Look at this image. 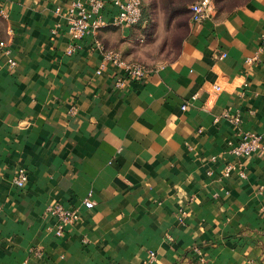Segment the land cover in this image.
<instances>
[{"label": "crops", "instance_id": "crops-1", "mask_svg": "<svg viewBox=\"0 0 264 264\" xmlns=\"http://www.w3.org/2000/svg\"><path fill=\"white\" fill-rule=\"evenodd\" d=\"M73 1L0 0L16 61L0 50V264H264V0L202 23L188 11L167 60L141 21L112 22L111 0L107 23L72 41ZM95 39L148 75L115 87ZM246 131L261 148L238 158L229 142ZM55 203L79 208L61 236Z\"/></svg>", "mask_w": 264, "mask_h": 264}, {"label": "built area", "instance_id": "built-area-1", "mask_svg": "<svg viewBox=\"0 0 264 264\" xmlns=\"http://www.w3.org/2000/svg\"><path fill=\"white\" fill-rule=\"evenodd\" d=\"M112 4L116 7L117 11L113 15L112 22L122 26H134L139 23L142 18V1L141 0H111ZM105 5L104 0H76L69 4L67 7V24L66 29L72 41H76L88 34H95L96 31L104 26L107 22L103 18V8ZM190 20L193 23H202L213 17L215 14V5L212 0H197L189 6ZM94 46L97 48L103 59V64L111 63L120 69L121 74L114 80V86L122 88L127 81L142 80L148 73L149 68L139 62L126 61L119 53L113 50L106 49L101 42L95 39ZM0 50L6 57L7 65L13 68L16 64L15 59L11 55V51L7 46V41L0 39ZM73 48L67 50L71 53ZM222 56H225L223 53ZM250 59H247L248 62ZM101 69L96 72L100 73ZM218 89V87H216ZM182 108H185L183 105ZM224 117L230 118L234 124H238L240 119L238 116H232L225 112ZM261 148V136L253 132H243L239 136L236 143L229 142V152L238 158L248 157L253 152ZM232 166H227L224 174L228 172ZM243 177L244 173L240 171ZM28 180V173L24 167L17 168L15 171L13 183L17 188H23ZM81 205L85 208H92L94 202L91 200L90 195L81 201ZM47 213L53 215L57 219V226L55 234L61 236L63 229L66 225H72L79 219V208L76 206L65 207L61 203H55L46 208ZM154 252H149L147 262H151L154 258Z\"/></svg>", "mask_w": 264, "mask_h": 264}, {"label": "rangeland", "instance_id": "rangeland-1", "mask_svg": "<svg viewBox=\"0 0 264 264\" xmlns=\"http://www.w3.org/2000/svg\"><path fill=\"white\" fill-rule=\"evenodd\" d=\"M144 40L151 43L149 54L160 60L171 59L187 32V5L196 0H141ZM215 11L227 13L245 0H212ZM150 41V42H148ZM146 43V42H144ZM136 62V61H133ZM140 63V62H139Z\"/></svg>", "mask_w": 264, "mask_h": 264}, {"label": "trees", "instance_id": "trees-1", "mask_svg": "<svg viewBox=\"0 0 264 264\" xmlns=\"http://www.w3.org/2000/svg\"><path fill=\"white\" fill-rule=\"evenodd\" d=\"M196 1H197V0H196ZM194 2H195V1H194ZM238 5H239V4H238ZM235 6H237V4H236ZM142 18H143V7H142ZM142 18H141V20H142ZM141 20H140V21H141ZM140 21H139V22H140Z\"/></svg>", "mask_w": 264, "mask_h": 264}]
</instances>
